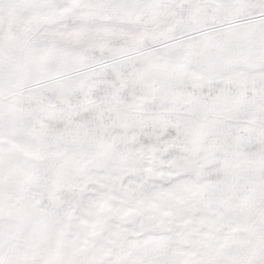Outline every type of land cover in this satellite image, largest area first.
I'll return each instance as SVG.
<instances>
[{"label":"snow or ice","instance_id":"1","mask_svg":"<svg viewBox=\"0 0 264 264\" xmlns=\"http://www.w3.org/2000/svg\"><path fill=\"white\" fill-rule=\"evenodd\" d=\"M0 264H264V0H0Z\"/></svg>","mask_w":264,"mask_h":264}]
</instances>
